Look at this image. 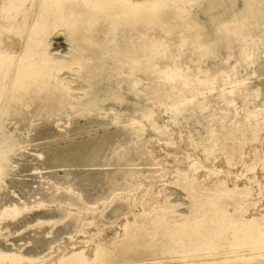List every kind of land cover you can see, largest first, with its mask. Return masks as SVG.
<instances>
[{
    "label": "rangeland",
    "instance_id": "rangeland-1",
    "mask_svg": "<svg viewBox=\"0 0 264 264\" xmlns=\"http://www.w3.org/2000/svg\"><path fill=\"white\" fill-rule=\"evenodd\" d=\"M141 18L163 25L156 69L169 59L188 86L133 61ZM196 26L206 49L173 42ZM263 83L264 0H0V264H264ZM44 87L61 109L36 139ZM108 135L114 184L80 202L50 176L95 169L69 147Z\"/></svg>",
    "mask_w": 264,
    "mask_h": 264
},
{
    "label": "bare ground",
    "instance_id": "bare-ground-1",
    "mask_svg": "<svg viewBox=\"0 0 264 264\" xmlns=\"http://www.w3.org/2000/svg\"><path fill=\"white\" fill-rule=\"evenodd\" d=\"M106 3H109L110 0H103ZM126 3V2H125ZM136 6V5H135ZM253 16V15H252ZM140 23H133V27H136V32L134 33V43L139 48V55L134 58V62L139 61V58L142 56H148L149 59L147 62L149 65L146 67L148 71H152L155 75H171V74H178L182 76V82L184 85H189L186 79L183 77L181 70L174 65L169 59H165L163 61L162 66L159 69H156L155 65L152 63L153 61V52L155 50L153 43L156 40L160 39V36L162 35V32L158 31L159 27L161 26V30L163 29V25L157 26L154 25V23H151V20L144 21V18H141L139 20ZM161 24V23H159ZM199 27H194L193 30L189 34H179L176 36L175 39H173V42L178 45H183L185 43V39L187 45L189 46H195L200 47L201 49H206L207 42L202 39V35L199 32ZM149 36H146L148 35ZM241 35V31L239 33ZM187 37L188 40H187ZM238 45L242 48L241 52L244 54L245 48H243V45L240 42H238ZM187 52V51H185ZM84 59V58H82ZM193 61L191 60L190 63ZM196 67V66H195ZM223 70V69H222ZM222 75V80H226L224 75ZM224 83H231L230 81H225ZM195 88H202L203 83L198 82L194 86ZM44 97L42 101L43 103H39L38 105H35L34 108L31 111V116H40V118L44 121L40 126H33V131L36 132L34 135L36 139H39L46 135L49 132V114L54 110L57 111L58 109H61V103L56 101L55 94H53L52 91H50L47 87L43 88ZM157 90H155L156 92ZM229 92L233 97L241 98L244 96L243 91H238V89L234 86L230 87ZM260 94L264 96V83L260 90ZM53 95V97H52ZM60 106V107H59ZM224 105H222V108ZM29 117V115H28ZM23 118V116H22ZM48 121V123H47ZM238 121H236L237 125ZM160 131V130H158ZM235 133L234 132H225L224 138L227 141V143H222L221 147H224V154H226V158L229 160L238 158L239 153L236 150V146L230 143V140L234 138ZM111 137V136H110ZM106 136L105 139H87L84 142L81 143H75L69 147L68 157L67 161L75 165H94L96 168L88 171V172H80V173H73V172H66L64 176L58 177V175L52 173L50 178L57 184H60L68 189L69 192L78 191V195L76 194L74 196L76 200L80 201V199H84L85 203H92L94 202L95 198L91 196L92 190H95L99 187L101 188H111V185L114 184L115 178H114V172L116 170H119V168L115 167V165L121 163L123 159V153L120 150V147L117 145L116 142L112 141L111 138ZM91 151L90 157H85L87 151ZM143 148H138L137 152L139 154H143ZM39 156H43L45 153L40 151L38 152ZM58 154H55V157L57 158ZM127 166L130 165V163H125ZM114 166L113 169H110L109 167ZM105 167V168H103ZM103 168V170L101 169ZM125 174H131L133 173L132 168H125L124 170ZM124 185L128 186L130 185V182L124 179ZM199 190V189H197ZM83 197V198H81ZM53 194L41 196L40 199L46 200V201H53L56 199ZM140 201V199H139ZM229 201V200H226ZM231 201V199H230ZM79 202V203H80ZM113 206L110 208L112 213H118L119 210L123 208L122 202H120V199H114ZM82 204V203H81ZM88 206V205H87ZM93 219L91 218L90 222H92ZM217 222V221H216ZM168 236H172V233H167ZM197 235L202 236L204 239L210 238L212 234L208 233H198ZM32 242L36 244L37 246L42 247L45 243L43 239V235L41 233L35 234L32 238ZM189 243L183 242L181 246H185V249H188ZM60 248L59 250H61ZM62 253L61 251H59ZM20 259V258H18Z\"/></svg>",
    "mask_w": 264,
    "mask_h": 264
}]
</instances>
